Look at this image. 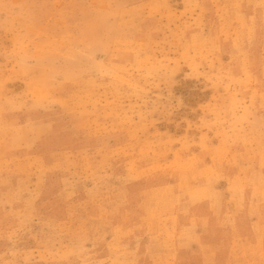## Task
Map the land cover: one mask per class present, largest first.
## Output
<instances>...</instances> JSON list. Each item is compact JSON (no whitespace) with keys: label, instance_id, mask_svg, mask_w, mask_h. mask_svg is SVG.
<instances>
[{"label":"rangeland","instance_id":"rangeland-1","mask_svg":"<svg viewBox=\"0 0 264 264\" xmlns=\"http://www.w3.org/2000/svg\"><path fill=\"white\" fill-rule=\"evenodd\" d=\"M0 264H264V0H0Z\"/></svg>","mask_w":264,"mask_h":264}]
</instances>
